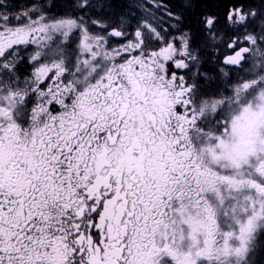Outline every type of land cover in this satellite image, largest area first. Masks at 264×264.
Segmentation results:
<instances>
[{
  "label": "snow or ice",
  "instance_id": "6c2138e0",
  "mask_svg": "<svg viewBox=\"0 0 264 264\" xmlns=\"http://www.w3.org/2000/svg\"><path fill=\"white\" fill-rule=\"evenodd\" d=\"M0 264H264V0H0Z\"/></svg>",
  "mask_w": 264,
  "mask_h": 264
}]
</instances>
